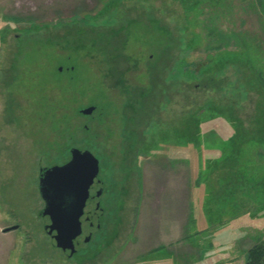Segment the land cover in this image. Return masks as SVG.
<instances>
[{
    "label": "rangeland",
    "instance_id": "rangeland-1",
    "mask_svg": "<svg viewBox=\"0 0 264 264\" xmlns=\"http://www.w3.org/2000/svg\"><path fill=\"white\" fill-rule=\"evenodd\" d=\"M73 148L103 161L123 224L86 263L40 218V170ZM180 189L182 264L264 252V0H0V264H142L141 200L140 219L174 234Z\"/></svg>",
    "mask_w": 264,
    "mask_h": 264
},
{
    "label": "water",
    "instance_id": "water-1",
    "mask_svg": "<svg viewBox=\"0 0 264 264\" xmlns=\"http://www.w3.org/2000/svg\"><path fill=\"white\" fill-rule=\"evenodd\" d=\"M95 110L91 107L82 111V114L91 116ZM71 155L70 162L43 169L40 175L39 191L45 202L40 218L52 245L59 248L71 245L81 234L89 189L100 170L99 160L91 152L73 149ZM18 228L5 229L4 233ZM68 251L67 255L71 257Z\"/></svg>",
    "mask_w": 264,
    "mask_h": 264
},
{
    "label": "crops",
    "instance_id": "crops-1",
    "mask_svg": "<svg viewBox=\"0 0 264 264\" xmlns=\"http://www.w3.org/2000/svg\"><path fill=\"white\" fill-rule=\"evenodd\" d=\"M169 176H172L170 170L169 174L167 175V178L170 179ZM164 178H166V176L162 177L160 181H163ZM175 179H177V177ZM178 179L180 178L178 177ZM160 181L157 184V187L159 186ZM156 190L158 191L159 189L157 188ZM160 191V193H162L161 196H168V201L170 202V197L173 194L170 192L167 193V190L163 188ZM176 197L178 198H175L176 202L172 207L174 208L175 212L178 213V215L182 216L178 217L179 231L174 234L172 233L173 231L171 232V225H168V223H166L165 221H162L160 223L151 221V223H148L142 221V217L140 219V215L143 211V209L141 211V208L144 204L145 199L143 198L141 200V206L138 211V220L135 222L132 228V242L134 243L132 249L134 252V256L132 257L133 260L137 259L138 262H143L142 264H150L152 260L163 261L162 259H164L168 262V264H182L181 254L186 250H181L182 248L176 250L174 249V246L177 244H182L183 240L187 241L188 238L187 234L189 232V226L186 222V216L188 212L186 203L187 192L180 189V191H178V196ZM163 235L164 239L162 238ZM159 254H164L166 258H161Z\"/></svg>",
    "mask_w": 264,
    "mask_h": 264
},
{
    "label": "flooded vegetation",
    "instance_id": "flooded-vegetation-1",
    "mask_svg": "<svg viewBox=\"0 0 264 264\" xmlns=\"http://www.w3.org/2000/svg\"><path fill=\"white\" fill-rule=\"evenodd\" d=\"M73 149H77V148H73ZM73 149H71V151ZM71 151H70L71 158L68 162L72 160ZM98 160H99L100 170L98 176L94 180V183L90 186L89 189V199L86 204L85 214L82 218L81 234L71 244L72 249L70 248L71 245L69 244H66L65 247L63 248L55 247L52 245L56 250H61L69 260H74L81 256H84L86 258L87 257L86 255H88L89 257L86 259L89 260H85L84 262L85 263L90 262L92 260L91 258H93V256L90 255V253L95 249L98 250L100 253L106 246L105 241H107L110 237H112L116 233L115 231H117L116 228L120 227L122 224V223L111 224V222H108V220L111 219L108 218L109 214L111 215V211L109 209L110 204L108 202L109 193H110V185L108 184L107 181L108 170H106L103 161L100 158H98ZM43 169L45 168H41L39 173V188H40V175ZM113 203L114 202H112V204ZM121 204L122 202H119L117 207L118 210L121 209ZM109 226L111 227L109 228ZM117 236H119V233L117 234ZM67 251L71 253V257H68Z\"/></svg>",
    "mask_w": 264,
    "mask_h": 264
},
{
    "label": "trees",
    "instance_id": "trees-1",
    "mask_svg": "<svg viewBox=\"0 0 264 264\" xmlns=\"http://www.w3.org/2000/svg\"><path fill=\"white\" fill-rule=\"evenodd\" d=\"M166 32L167 31H164V33H166ZM167 45H168V43L165 42V46H167ZM190 68L197 69V68H199V65H197V66H189L188 70ZM214 84H216V85L211 86L210 83H207V84L205 83V85L207 87H212L213 89L220 87L219 83H217L216 81L214 82ZM110 217H111V215L109 214L108 218H110ZM108 222H109V220H108ZM110 240H111V238H110ZM110 240H108V241H110ZM248 264H264V252H263V250L261 248L253 249L250 252Z\"/></svg>",
    "mask_w": 264,
    "mask_h": 264
}]
</instances>
